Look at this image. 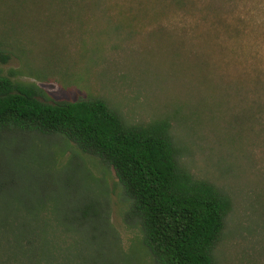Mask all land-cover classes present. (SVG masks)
Returning <instances> with one entry per match:
<instances>
[{"label": "trees", "instance_id": "obj_1", "mask_svg": "<svg viewBox=\"0 0 264 264\" xmlns=\"http://www.w3.org/2000/svg\"><path fill=\"white\" fill-rule=\"evenodd\" d=\"M124 1L0 0V61H26L31 54L45 59L47 49L40 41L51 46L70 26L86 25L84 18H109L112 11L119 31L140 17L152 16L159 24L167 9L196 6L192 0ZM211 13L210 36L218 27L232 29L216 10ZM207 20L197 19L195 25ZM183 26L171 22V30L160 26L152 33L158 45L171 51V80L180 87L177 113L208 114L211 121L225 123L229 133L235 125L264 123L262 73L250 84H222L208 62L209 51H197ZM199 39L204 40L199 46L211 47L209 39ZM8 136L13 141L59 136L112 167L132 201L153 264H215L232 200L189 171L165 119L131 123L102 97L49 101L35 84L0 76V139ZM31 178L15 176L0 157V264H120L101 206L78 195L71 180L58 191ZM254 202L264 216V187Z\"/></svg>", "mask_w": 264, "mask_h": 264}, {"label": "rangeland", "instance_id": "obj_2", "mask_svg": "<svg viewBox=\"0 0 264 264\" xmlns=\"http://www.w3.org/2000/svg\"><path fill=\"white\" fill-rule=\"evenodd\" d=\"M191 2L196 6L167 9L159 24L152 16L140 17L119 31L114 29L112 11L109 18H84L86 25L70 26L53 38L51 46L40 41L47 49L45 59L31 54L26 61L17 57L0 61V76L35 84L49 101L102 97L131 123L165 119L189 171L232 200L215 264H264V216L254 202L257 190L264 187V123L235 125L229 133L225 123L211 121L208 114L190 115L185 109L178 114L180 87L171 80V51L152 37L160 26L171 30V22L186 24L196 50L209 51L208 62L222 84H250L255 74L264 76V0ZM211 10L235 33L218 27L216 36H210ZM201 18L208 20L195 25ZM201 36L211 47L199 46L204 42L197 40ZM0 153L1 162L18 178L35 177L58 191L71 180L78 195L101 206L107 215L115 259L120 264H153L132 201L112 167L59 136H24L18 141L8 136L0 139Z\"/></svg>", "mask_w": 264, "mask_h": 264}]
</instances>
